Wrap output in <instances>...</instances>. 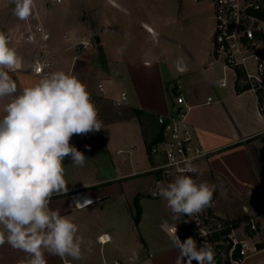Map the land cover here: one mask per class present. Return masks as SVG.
I'll list each match as a JSON object with an SVG mask.
<instances>
[{
  "label": "crops",
  "instance_id": "crops-1",
  "mask_svg": "<svg viewBox=\"0 0 264 264\" xmlns=\"http://www.w3.org/2000/svg\"><path fill=\"white\" fill-rule=\"evenodd\" d=\"M106 1L105 12L96 0H35L33 16L21 21L12 14V0H0V31L20 40L29 28L41 25L50 34L39 44L10 43L20 58L10 72L18 93L41 78L31 68L44 49L55 62L54 71L75 75L86 86L102 122L101 130L71 138L70 144L87 159L83 167L73 168L65 158L68 191L53 194L49 204L61 215L72 216L79 234L91 241V251L86 243L82 260L46 254L47 264H133L134 255L135 264H175L178 252L170 247L168 233L176 226L180 240H186L185 216L170 219L163 232L141 227V238L130 228H138L136 200L141 205L147 198H160L157 185L175 177L166 180L153 170L163 160L151 156L150 150L161 138L158 117L172 112L179 94L191 107L194 140L208 152L198 166L199 179L215 185L212 212L238 224L237 233L244 238L247 219L264 212V118L257 94L251 89L237 91L236 69L214 53L211 3L214 27L207 35H198L197 10L185 0L176 1V7L169 0ZM83 38L94 46L81 51L76 60V46ZM168 64L174 65L176 74L165 79ZM248 66L253 69V60ZM117 79L121 93L111 85ZM240 85H245L244 77ZM97 98L110 101L119 111L100 114ZM4 104L0 102V116L5 114ZM148 173L152 176L145 177ZM86 199L92 203L76 206ZM144 215L142 211L140 223ZM106 233L112 241L99 244L98 238ZM245 235L257 250L244 264L254 257L253 264H264V228ZM24 255L8 244L0 246V264H17Z\"/></svg>",
  "mask_w": 264,
  "mask_h": 264
},
{
  "label": "clouds",
  "instance_id": "clouds-1",
  "mask_svg": "<svg viewBox=\"0 0 264 264\" xmlns=\"http://www.w3.org/2000/svg\"><path fill=\"white\" fill-rule=\"evenodd\" d=\"M12 14L28 21L35 0H12ZM20 64V58L9 37L0 31V246L8 244L24 253L17 264H47L48 256L82 260L85 241L79 226L70 215L50 209L53 194L68 191L65 179V158L69 167L80 168L86 157L70 140L74 135L101 130L98 110L90 99L86 86L63 70L50 72L34 85L18 93L17 83L10 75ZM193 157L177 164V175L167 183L157 185V195L172 213V219L193 216L211 206L215 185L201 181L199 166ZM91 200L76 202L77 207ZM174 226L170 232V247L178 255L175 264H215L213 246L204 241L197 246L192 237L181 241ZM102 239V238H101ZM138 259L133 256V264Z\"/></svg>",
  "mask_w": 264,
  "mask_h": 264
},
{
  "label": "built area",
  "instance_id": "built-area-1",
  "mask_svg": "<svg viewBox=\"0 0 264 264\" xmlns=\"http://www.w3.org/2000/svg\"><path fill=\"white\" fill-rule=\"evenodd\" d=\"M196 1L211 3L215 19L214 53L224 56L227 66L243 70L245 85L257 94L260 111L264 118V18L261 16L264 12V0ZM57 2L60 3L61 0ZM7 36L10 43L25 41L30 44H39L40 41L46 42L50 39V34L41 25L29 28L20 40H16L12 35ZM93 46L91 39L83 38L76 46L78 54L75 59L79 58L81 51ZM251 60L254 62L253 69L248 66ZM54 69L55 62L45 56L43 49L32 65L31 72L42 78ZM100 88L102 90L101 86ZM125 100L126 94L123 93L121 101ZM190 110L191 107L179 94L176 95L172 112L158 117V123L162 128L161 138L151 147L150 155L161 157L163 161L153 168L155 172L175 176L177 164L182 167L181 162L185 158L193 157V163L198 165L208 156V152L194 140L189 123ZM185 218L187 223L185 233H188L186 235L192 237L200 246L207 241L213 246L215 256L220 254L223 261H229L230 264H244L257 250L255 246L250 245L249 238L245 235L246 231L249 234H257L264 228V212L247 219L242 226L244 238L237 233L236 228H241L238 224L215 215L211 206ZM176 234L179 237L178 230ZM111 241L112 238L108 233L98 238V243L101 245ZM116 264L120 263L116 262Z\"/></svg>",
  "mask_w": 264,
  "mask_h": 264
},
{
  "label": "rangeland",
  "instance_id": "rangeland-1",
  "mask_svg": "<svg viewBox=\"0 0 264 264\" xmlns=\"http://www.w3.org/2000/svg\"><path fill=\"white\" fill-rule=\"evenodd\" d=\"M176 1L178 3V0H169V2L174 4L175 7L179 5L177 3L175 4ZM185 1L188 3L190 7L193 6L197 10V13H196L197 15L195 16V20H194L195 21L194 22V29H195L194 32L198 35H207L208 33H210L211 29L214 27V20L212 16V8H211L210 3L208 2L195 3L194 0H185ZM96 3H98V5L102 7V9L105 12L107 11L108 3L106 0H96ZM172 28L175 29L176 26H170V29ZM168 66L169 67L166 69L167 72L165 74L166 75L165 79L168 76L172 77L176 74L174 65L168 64ZM119 82L121 83V81L117 79V80H114L113 83H111V85L114 86V91L116 93H121L122 91V87ZM97 100H98L97 105H98L100 114L107 115L110 112L119 111V109L114 108V106L111 104L110 101L105 100V99H98V98ZM158 174L166 180H170L171 178H173V175H167V174H164L163 172H158ZM144 176L151 177L152 174L148 173V174H145ZM165 205H166V202L161 197L160 198H147L145 200H142L141 205L139 204V208L136 209V214H134L136 216L137 214H139L138 224L136 223L138 228H130V232H133V234L137 238H141V234H140L141 227L145 230L147 228H153L154 230L158 232H163V228H165L167 224L169 225V223L171 222L170 219H172L170 216L166 215L167 210H168L167 212H169L171 215L172 213L170 212L168 208L166 210ZM142 211L144 212L145 215H144L143 221L140 223ZM185 224L187 223L185 222ZM184 237L185 239L188 238L187 235H185ZM256 258L257 257L249 259L247 263L253 264L256 261ZM226 262L227 261H223L222 264H226Z\"/></svg>",
  "mask_w": 264,
  "mask_h": 264
},
{
  "label": "trees",
  "instance_id": "trees-1",
  "mask_svg": "<svg viewBox=\"0 0 264 264\" xmlns=\"http://www.w3.org/2000/svg\"><path fill=\"white\" fill-rule=\"evenodd\" d=\"M261 16L264 18V12L261 14ZM236 71H237V75H238L237 91L240 92V91H242V90H247V89H249V86H247V85H243V86L240 85V81H241V79L244 77V72H243V70L236 68ZM135 205H136V208H139L138 200H136ZM135 221H136V223L138 224V221H139V214H137V216L135 217ZM226 252H227V251H226ZM214 259H215V264H222V263H223V259H222V256H221L220 254H217V255L214 257ZM196 264H197V261H196ZM226 264H230V262L227 261Z\"/></svg>",
  "mask_w": 264,
  "mask_h": 264
}]
</instances>
